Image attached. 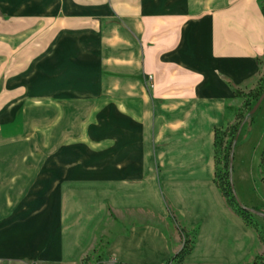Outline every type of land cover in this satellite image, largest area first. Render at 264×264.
Segmentation results:
<instances>
[{"label":"crops","instance_id":"crops-1","mask_svg":"<svg viewBox=\"0 0 264 264\" xmlns=\"http://www.w3.org/2000/svg\"><path fill=\"white\" fill-rule=\"evenodd\" d=\"M1 1L0 262L166 264L185 233L181 264L263 256L213 145L264 69L261 0ZM261 130L233 167L255 208Z\"/></svg>","mask_w":264,"mask_h":264},{"label":"trees","instance_id":"trees-1","mask_svg":"<svg viewBox=\"0 0 264 264\" xmlns=\"http://www.w3.org/2000/svg\"><path fill=\"white\" fill-rule=\"evenodd\" d=\"M260 10L264 17V0L260 1ZM234 92L236 96L242 99V103L239 108L233 110V121L214 129V181L226 204L247 226L255 231L264 249V234L255 220V211L259 212L260 210L255 207H246L238 201L231 180L234 148L242 141L244 128L248 122H251L254 114L251 113V110L264 92V69L252 88L245 91L236 89ZM263 162L264 144L260 155V163L262 164ZM180 230L184 232V229ZM192 243L193 241L189 238V235L185 233L181 249L169 261L172 264H181L184 256L191 249ZM261 257V255L256 256L252 264H256L257 259L259 260Z\"/></svg>","mask_w":264,"mask_h":264},{"label":"rangeland","instance_id":"rangeland-1","mask_svg":"<svg viewBox=\"0 0 264 264\" xmlns=\"http://www.w3.org/2000/svg\"><path fill=\"white\" fill-rule=\"evenodd\" d=\"M18 1V0H2L1 3H2V7L6 8V9H12L15 7V2ZM32 0H30L31 2ZM41 4H43V1L42 0H39V3H33V4H30V8L33 9V10H36L38 7L40 8L41 7ZM264 126V105L260 106L259 108L256 109V111L254 112L253 116H252V119H251V122H248L244 128V131L247 130L248 128L249 129H252V132H253V136H252V140L255 139V142H257L261 136V129L262 127ZM247 128V129H246ZM262 143L261 145L263 146V140H261ZM243 145V142L241 141L239 144H237L234 148V152H233V159H232V173H231V180H232V185H233V189H234V193L238 199V201L248 207L246 204H244V199L242 200L241 196L239 195V193L237 192L239 189L237 188L236 190V187H235V182H234V161L238 162L239 158H240V155H242V153L240 152V149H242ZM241 146V147H240ZM262 146L260 147V151H261V148ZM246 147H249L248 145H245V148ZM258 147V146H257ZM237 148V155H236V160H235V149ZM252 150V149H251ZM246 151V150H245ZM259 153V152H258ZM246 155L243 154V158L245 157ZM246 158V157H245ZM237 177V175H236ZM237 179V178H236ZM249 191L252 193L251 195L253 196V198H255L254 200L257 201L256 204H254L258 210H260L261 212L264 213V190H258L253 188V186H251V188L249 189ZM255 220L257 221V223L259 224L260 226V229L262 230V233L264 234V218L261 217V216H258L256 215L255 216ZM264 260V254L263 256L257 261L256 263L258 262H261ZM0 264H9V263H6V262H0ZM79 264H108L107 262L105 263L104 261H102L100 255L98 254V250L94 251V252H91L89 253L88 255H86L81 261Z\"/></svg>","mask_w":264,"mask_h":264},{"label":"water","instance_id":"water-1","mask_svg":"<svg viewBox=\"0 0 264 264\" xmlns=\"http://www.w3.org/2000/svg\"><path fill=\"white\" fill-rule=\"evenodd\" d=\"M263 98H264V92L260 96V98L258 99V101L256 102V104L254 105L253 109L251 110V113H254L256 111V109L258 108V106L262 102ZM255 213H256V215L261 216V217L264 218V213L263 212H261V211H259V212L258 211H255Z\"/></svg>","mask_w":264,"mask_h":264},{"label":"built area","instance_id":"built-area-1","mask_svg":"<svg viewBox=\"0 0 264 264\" xmlns=\"http://www.w3.org/2000/svg\"><path fill=\"white\" fill-rule=\"evenodd\" d=\"M166 264H172V262L171 261H168Z\"/></svg>","mask_w":264,"mask_h":264}]
</instances>
